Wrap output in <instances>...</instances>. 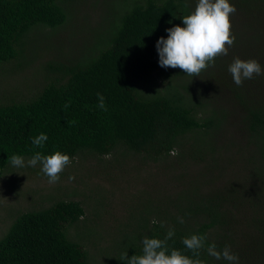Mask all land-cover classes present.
Instances as JSON below:
<instances>
[{"label": "trees", "instance_id": "1", "mask_svg": "<svg viewBox=\"0 0 264 264\" xmlns=\"http://www.w3.org/2000/svg\"><path fill=\"white\" fill-rule=\"evenodd\" d=\"M66 1L0 0V68L26 53L25 36L33 28L55 33L66 25L67 11L60 5ZM121 2L109 8L112 15L100 33L103 35L94 36L84 54L64 63H49L52 81L37 97L0 104V177L11 164L12 155L31 158L36 152L51 155L61 151L74 163L81 153L102 158L112 156L119 148L154 161L176 152L177 160L182 158L179 161L188 157L203 159L207 156L205 148L214 151L207 138L221 125L223 112L207 109L208 99H200L202 94L192 91L191 83L188 85L183 78L191 76L183 70L160 67L156 49L161 37L167 39L166 29L184 27L183 16L194 10L190 0ZM155 72L162 76L158 84L148 81ZM97 93L104 96L106 111L97 106ZM256 94L258 101L250 102L244 96L240 104L246 111L242 121L249 135L252 161L259 163L256 179L263 180L264 94H259L258 88ZM65 104H69L66 109ZM198 108L209 111V116L201 118ZM42 133L48 139L43 147H37L33 140ZM194 134L197 138L191 136ZM191 139L196 142L194 149L187 148V140ZM248 190L257 196L245 209L264 207V183L259 189L250 186ZM246 192L231 196L238 194L236 199L241 204ZM222 196L218 191L189 183L177 199L171 198L162 206L150 201L149 206L139 210L144 215L119 225V237L106 249L109 257L104 263L126 264L120 260L122 253L127 252L128 258L142 254L145 237L163 239L172 228L175 234L168 241L170 248L191 256L182 239L192 234L205 235L207 240L199 258L205 264H218L208 255V245L215 243L217 251H222L237 240L229 233L232 212L223 210L230 205ZM172 210L176 213L171 214ZM84 216L81 202L75 200L56 201L45 209L20 214L0 240V264H91L82 245L68 237V230ZM260 225L258 232L264 239V215ZM222 227L226 234H214Z\"/></svg>", "mask_w": 264, "mask_h": 264}, {"label": "rangeland", "instance_id": "2", "mask_svg": "<svg viewBox=\"0 0 264 264\" xmlns=\"http://www.w3.org/2000/svg\"><path fill=\"white\" fill-rule=\"evenodd\" d=\"M114 2L121 0H67L60 3L67 11L66 25L55 33L33 28L25 36L28 39L26 53L18 54L15 60L0 68V104L26 102L37 97L52 81L53 74L47 68L50 62L53 65L59 61L64 63L84 54L94 42V36L103 35L100 33L109 23L112 15L109 8ZM190 2L195 9L197 0ZM229 3L236 8V13L230 17V32L234 34L235 42L229 48V54L218 56L214 66H209L198 77L183 76L188 85L191 83L194 93L202 94L200 99H208V110L223 112L225 116L221 117L219 128L207 138L214 151L205 148V158L188 157L185 161L177 160V152L160 161L123 148L102 158L85 152L65 168L55 184L48 183L39 163L29 167L27 160L30 158L23 157L25 167L10 164L0 177V240L22 213L45 209L60 200L80 201L85 216L68 230V237L82 245L91 264H105L109 257L106 249L119 237V225L144 215L139 210L143 205L149 206L150 201L162 206L171 198L177 199L192 183L212 192L218 191L230 205L223 210L232 212L229 233L236 235L237 240L229 247L239 257L238 264H264V239L258 232L264 207L245 209L246 204L257 196L248 187L259 189L264 179H256L255 168L259 163L252 161V147L242 121L246 111L240 104L244 96L250 102L260 99L256 93L258 88L259 94H264V75H254L242 86H237L228 71L234 57L256 59L264 70V0H229ZM161 79L160 73L155 72L148 81L158 84ZM258 79L261 80L259 83ZM199 111L201 118L209 116V111ZM191 136L197 138L198 135ZM191 141L187 140L190 142L187 148L194 149L195 139ZM246 190L241 204L236 199L238 194L234 198L231 196L235 192L241 195ZM134 206L137 208L133 210ZM148 217L155 218L154 215ZM224 229L218 228L214 234H226ZM224 261L230 264L223 258L217 263Z\"/></svg>", "mask_w": 264, "mask_h": 264}, {"label": "clouds", "instance_id": "3", "mask_svg": "<svg viewBox=\"0 0 264 264\" xmlns=\"http://www.w3.org/2000/svg\"><path fill=\"white\" fill-rule=\"evenodd\" d=\"M235 13L236 8L229 0H197L194 11L182 18L184 27L176 25L166 29L167 39L161 37L157 41L159 66L179 68L186 75L194 77H198L209 66H214L215 59L218 56H227L229 48L235 42V36L230 32V17ZM228 71L237 86H242L245 80L252 79L254 75H264V70L256 59L242 60L239 57L233 58ZM97 98V106L106 111L104 96L97 93ZM64 107L66 109L69 104ZM47 139L42 133L34 138L33 144L43 147ZM9 159L14 167L26 166L22 156L12 155ZM38 163L42 173L47 176L48 183L55 184L60 180V174L72 163V158L61 151H55L51 155L36 152L27 160L29 167H35ZM179 222L184 223L183 218H179ZM152 223L157 221L154 219ZM174 234V229L169 228L163 239L145 237L142 240V254L128 258V253L124 252L120 260L126 264H205V261L199 258L200 250L204 249L207 240L205 235L192 234L182 239V244L192 253L189 256L181 250L169 247L168 241ZM207 253L216 260L223 258L230 264H238L239 261V257L232 253L228 246L222 251H217L216 244L212 243L208 245Z\"/></svg>", "mask_w": 264, "mask_h": 264}]
</instances>
